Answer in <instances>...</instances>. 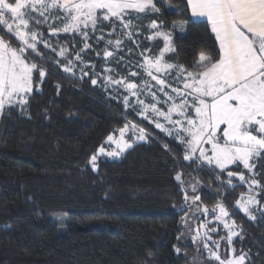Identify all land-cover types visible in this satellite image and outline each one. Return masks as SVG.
<instances>
[{
	"label": "trees",
	"instance_id": "trees-1",
	"mask_svg": "<svg viewBox=\"0 0 264 264\" xmlns=\"http://www.w3.org/2000/svg\"><path fill=\"white\" fill-rule=\"evenodd\" d=\"M170 4L171 9L162 7L163 15L141 21L162 20L169 30L173 21L191 20L184 35L174 34L176 52L165 59L191 69L200 52L215 58L218 45L207 22L191 19L186 0ZM177 9L183 14H169ZM93 39L81 56L100 69L103 47ZM72 40L71 56L83 42L60 37L70 48ZM160 47L156 42L153 51ZM42 68L46 77L41 81L35 73L27 111L11 109L0 119V264H187L185 254L173 247L192 250L183 244L181 218L187 209L177 172L198 182L201 207L212 209L223 200L240 228L234 249L248 254L245 264H264V209L251 220L234 207L246 186L233 190L226 172L184 161L182 145L154 130L147 143L118 161H100L94 172L89 160L125 124L123 107L93 86L89 73L81 79L52 62ZM256 170L264 172L260 164ZM259 179L264 183V175ZM257 199L264 205V195Z\"/></svg>",
	"mask_w": 264,
	"mask_h": 264
},
{
	"label": "snow or ice",
	"instance_id": "snow-or-ice-1",
	"mask_svg": "<svg viewBox=\"0 0 264 264\" xmlns=\"http://www.w3.org/2000/svg\"><path fill=\"white\" fill-rule=\"evenodd\" d=\"M165 5L170 9L173 7L170 0H0V32L3 33L0 34V119L10 116L11 109H19L24 114L28 97L33 92L34 73H38L41 81L46 77V69L33 59V56L47 59L40 45L67 61L63 66L64 72L74 75L77 63L81 65L83 79L89 75L85 68L95 70V65L85 63L81 56V52L92 47L87 42L90 33H100L96 35V42L104 40L103 56L107 61L114 57L115 52L123 50L124 38L135 42L133 37L139 34L136 22L150 14L163 15L162 7ZM186 5L191 17L205 18L210 26L218 45L215 58L200 52L191 69L179 62H168L166 54L176 52L173 30L178 28L184 32L191 20L173 21L172 30H165L162 20L152 19L147 26L152 34L146 39L162 38L164 46L158 55H145L151 49L140 53L142 62L137 67L148 79L137 84L128 77L114 79L112 75H106L102 78V86L105 90L116 86L124 88L129 93L122 97L125 108H131L137 115L151 120L157 129L182 145L184 161H198L199 166L207 165L218 169L221 174L226 172V184L233 190L246 185L247 193L241 194L234 207L255 220L253 209L261 210L257 197L264 195V183L259 179L264 172L256 170L258 164L264 168V0H186ZM169 14L183 13L177 9ZM105 23L110 25L106 33L109 39L106 40ZM45 26L50 36L71 33L82 38L83 47L75 53L74 59H69L66 46L60 45L57 49L44 38L41 28ZM113 36L115 40L111 39ZM104 71L110 73L113 70L105 68ZM129 76L139 77L140 72L130 71ZM89 79L96 86L101 77L95 74ZM152 81L156 82L155 86ZM154 87L156 90H153ZM158 92L163 94L164 100L159 98ZM142 95L150 97L152 102L140 99ZM130 97L136 98L135 103H130ZM160 104L166 105L167 111L157 107ZM161 117L168 127L160 122ZM129 131L135 138L132 141L125 139ZM147 138L145 128L126 122L119 129V139L111 134L106 138V143L115 144V149L107 151L101 146L98 154L119 157L136 141H146ZM96 161L97 154H94L90 159L93 169ZM230 166H242L247 175L243 170H229ZM233 179L238 180L239 185L233 184ZM175 180L184 193V203L189 210L195 205L196 212L207 216L209 209L206 206L201 208L197 203L201 200L200 196H189L185 188L188 184L195 194L198 182L185 181L180 172H177ZM211 213L227 230V243L231 245L233 237L239 235L235 231V221L229 222L232 213L223 200L211 209ZM261 214L264 215V211ZM182 223L197 245V252L202 246L210 260L218 264H245L249 259L244 252L222 258L220 243L216 240H212L215 250L209 247V232L217 231L207 227L210 221L200 222L193 228L186 213ZM173 247L176 253H180V248ZM231 251L234 254L236 250L233 248Z\"/></svg>",
	"mask_w": 264,
	"mask_h": 264
},
{
	"label": "rangeland",
	"instance_id": "rangeland-1",
	"mask_svg": "<svg viewBox=\"0 0 264 264\" xmlns=\"http://www.w3.org/2000/svg\"><path fill=\"white\" fill-rule=\"evenodd\" d=\"M141 21L136 22L139 25V34L138 35H134L133 40L135 42L129 41L128 39L124 38V43L122 45V49L123 50L115 52L114 57L113 58H109L106 61L104 56H103V50L105 48V42H104V40H101L100 43H102V47H103L102 48V59L104 61L103 65L101 66L100 69L95 67L94 71H93V69L91 67L84 69L86 72L91 74V76H93V77L95 76V74H99L101 79H100V81H98L97 85L99 86V88L104 93H106L107 98L114 99L115 101L120 102V104L123 107V115L125 117V123L126 122L135 123L139 127H143V128L146 129V131L148 133L147 140L146 141H136L133 144V147L136 146V145H139V144L147 143L151 138H153L154 136H153L151 130H154L155 132L161 133L166 138L172 139L171 137L166 135L164 132H162L160 129H157L155 127V123L151 122V120H146L142 116L137 115V113L135 111H133L131 108H129V109L125 108V106L123 104L122 97L124 95H129V93H127L124 88L116 86L115 88L114 87H108L107 90H105V88L102 86L103 85V79L102 78L104 76H106V75H112L114 79H120L121 77H128V79L130 81L135 82L137 84H140L143 80L148 79L143 74L142 70L137 67V65H139L142 62V57L140 56V53L143 52L145 49H151V51L145 53V55H158L160 49H162L164 45H163L162 38H156L155 40L146 39L147 36L152 34V31H150L149 28L147 27L149 23L145 24V25H142ZM50 23H51V21H50ZM105 26L107 27V30H104V32H105V40H106V39H109V37L106 35V33L110 30V25L108 23H105L104 27ZM0 27H2V26H0ZM169 30H172V25L170 26ZM4 31H6V29H4ZM41 31H43V33H44V38L50 40L52 45L54 47H57V49H59L60 45H64V44L61 43L60 37H62V36H70V37H72L73 36V34H71V33H69V34L60 33L58 36H50L49 35V30H48V28L46 26L42 27ZM0 34H3V33L0 32ZM99 34L100 33L97 32L96 35H99ZM174 34L182 36V35H184V32H180L179 29L176 28V29L173 30V36H174ZM96 35H92L90 33V37H89V40L93 39V37H94V39H93L94 44H97ZM75 36L79 37L80 40L82 41V38L79 35H75ZM5 38L7 39V37H5ZM111 39L115 40L116 37L113 36V37H111ZM89 40L87 42H89ZM57 41H59V44H57ZM158 41H159L161 47H160V49L158 51L155 52V51H153V48L155 46V43L158 42ZM13 43H15V40H13ZM64 43H66V42H64ZM68 43L72 46L71 48L69 46H66V45H64V46H66L68 48L69 59H74L75 54L73 56H71V50L75 49V42L73 43V40H72V41H69ZM137 45H139V46L137 47ZM39 47H40V49H43V51L46 53L44 56L47 59L46 60L38 59L35 56H33V59H36L41 67H43L45 65V63L52 62L54 67H58V68H60V70L63 71V66L67 63V61H65L62 58H60L59 56H57L50 49L44 48L43 45H40ZM129 49H131V53H129ZM109 50L111 51L112 49L109 48ZM168 54H170V53H168ZM168 54H166V56ZM166 56H165V58H166ZM53 57H55V58H53ZM121 57H123V59H121ZM83 60L85 61L84 58H83ZM57 61H59V63H57ZM85 63H88V62L85 61ZM89 64H91V63H89ZM80 67H81V65H79L77 63L76 68L74 69V72H75L74 75L75 76H81ZM105 68H110L113 71L110 72V73H107V72L104 71ZM130 71H138V72H140V76L139 77H131V76H129V72ZM64 73H67V72H64ZM67 74H70V73H67ZM70 75H73V74H70ZM34 76H35V73H34ZM39 79H41V78L39 77ZM34 84H35V78L33 77V90H34ZM152 84L155 86L156 82L152 81ZM156 87H158V86H156ZM156 87H154L153 90H156ZM166 90L170 91V89H166ZM158 96H159V98L161 100L165 99V97L163 96L162 93L158 92ZM140 99H144L146 103H151L152 102L150 97H145L144 95H142L140 97ZM135 101H136L135 97H130V103H135ZM157 107L161 108V110H163V111H167V106L164 105V104L157 105ZM160 122L165 124L166 127H168V125L166 124V122L163 120L162 117L160 118ZM124 125L122 127H124ZM119 129H116V130H114L111 133V135H113L115 139H119ZM137 134H138V132H137ZM125 139L129 140V141H132V140L135 139L134 136H133L132 131H129L126 134ZM172 140H174V139H172ZM174 141H176V140H174ZM101 146L105 147V149L107 151H111V150L115 149V147H116L115 144H111L110 142L106 143V139L104 140V142L102 143ZM132 148L127 149L119 157H108V156L103 155V154H98V149H97V151L95 152V154H97L96 167H95V169H93V166L90 163V160H89V167L91 168V170H93L95 172L97 170V164L100 161H103V160L118 161V160H120L122 158V156L126 152H128ZM230 167H234V166H230ZM241 168H242V166H241ZM243 171L247 175V170H243ZM185 181H192V180L189 179V180H185ZM185 188L187 189L189 196L198 195L197 192L195 194L192 193L191 187L188 186V184H185ZM246 188H247V186H246ZM180 189H181V187H180ZM190 203H191V201H189V204ZM258 207L261 210H256L255 208L253 209V215H255V217L257 216V214L260 211H262L264 209V205H259ZM201 208H203V207H201ZM186 209H187L186 213H187V216H188V223L191 224L193 226V228L197 227L200 222L210 221V223H208L207 227L209 229H211V228H216L217 229L216 232H209V235L211 236V240L208 241L209 247H211V248H213V250H215V246L212 244V240H216V241H219V243H220L219 254L222 256V258L223 257H230L232 255H236V256L240 255V253L238 251H235L234 254L231 251L234 248L233 247V242H234V240H236L239 237V235L234 236L232 244L228 245L227 239H226L227 234H228L227 230L224 229L223 225L220 222H218V221H216L214 219V217H213V215L211 213V209H209V213H208L207 216H205L202 212H196L195 211V205L192 206L191 210H189L188 205H186ZM237 209H238V211L240 213L245 215L242 211L239 210L238 207H237ZM185 215L183 217H185ZM246 217L248 218V216H246ZM182 218H181V227H182L183 244H186V241H187L188 243H190V245L192 247V250H191L190 254H187V252L183 251V250L180 251L181 254H183V255L185 254L186 259H187V264H218L217 261L210 260L208 258L207 254H206V251L203 250L202 246H201L200 252L199 253L197 252V245L192 242L191 234L188 232L187 228L182 223ZM231 221H232V219L229 220V222H231ZM235 231H237L238 233L240 232V228L237 225H236ZM221 237H225V239H221ZM180 242H181V240H180Z\"/></svg>",
	"mask_w": 264,
	"mask_h": 264
},
{
	"label": "crops",
	"instance_id": "crops-1",
	"mask_svg": "<svg viewBox=\"0 0 264 264\" xmlns=\"http://www.w3.org/2000/svg\"><path fill=\"white\" fill-rule=\"evenodd\" d=\"M189 14H190V17H191L190 10H189ZM191 19H192L193 21H205V22H206V19H205V18H194V17H191Z\"/></svg>",
	"mask_w": 264,
	"mask_h": 264
}]
</instances>
